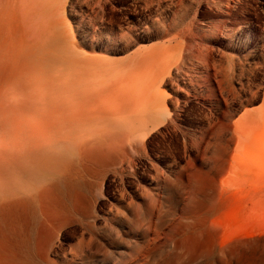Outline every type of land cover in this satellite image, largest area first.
Returning <instances> with one entry per match:
<instances>
[{"label":"rangeland","instance_id":"374dc122","mask_svg":"<svg viewBox=\"0 0 264 264\" xmlns=\"http://www.w3.org/2000/svg\"><path fill=\"white\" fill-rule=\"evenodd\" d=\"M43 3L52 15L55 0ZM65 15L82 50L112 64L167 45L170 72L160 92L169 116L137 145L130 165L99 179L94 231L77 218L61 227L54 261L264 264V233H240L254 219L243 215L236 188V161L251 149L243 132L264 121V0H65ZM255 147L264 149V132ZM84 181L90 190L94 177ZM206 245L210 256L201 253Z\"/></svg>","mask_w":264,"mask_h":264},{"label":"bare ground","instance_id":"6f19581e","mask_svg":"<svg viewBox=\"0 0 264 264\" xmlns=\"http://www.w3.org/2000/svg\"><path fill=\"white\" fill-rule=\"evenodd\" d=\"M167 51L159 44L112 64L82 50L65 0H55L52 15L43 0H0V264H58L51 250L61 227L77 218L94 231L99 179L130 165L137 145L169 116L160 92L170 72ZM251 125L243 132L251 149L236 161L237 196L243 215L254 219L240 232L247 237L264 233V149L255 147L264 121ZM210 248L201 253L210 256Z\"/></svg>","mask_w":264,"mask_h":264},{"label":"crops","instance_id":"0c3cea01","mask_svg":"<svg viewBox=\"0 0 264 264\" xmlns=\"http://www.w3.org/2000/svg\"><path fill=\"white\" fill-rule=\"evenodd\" d=\"M124 57H126V56L120 57V59H123Z\"/></svg>","mask_w":264,"mask_h":264}]
</instances>
